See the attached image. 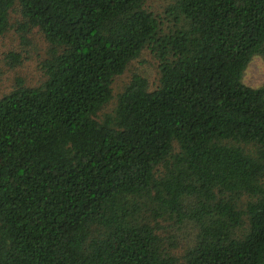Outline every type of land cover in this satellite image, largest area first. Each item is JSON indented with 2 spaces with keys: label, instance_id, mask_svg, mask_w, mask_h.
I'll use <instances>...</instances> for the list:
<instances>
[{
  "label": "trees",
  "instance_id": "1",
  "mask_svg": "<svg viewBox=\"0 0 264 264\" xmlns=\"http://www.w3.org/2000/svg\"><path fill=\"white\" fill-rule=\"evenodd\" d=\"M147 1L0 0L47 43L0 97V264H264V0Z\"/></svg>",
  "mask_w": 264,
  "mask_h": 264
},
{
  "label": "rangeland",
  "instance_id": "2",
  "mask_svg": "<svg viewBox=\"0 0 264 264\" xmlns=\"http://www.w3.org/2000/svg\"><path fill=\"white\" fill-rule=\"evenodd\" d=\"M170 2L171 0H148L146 5L149 9L162 15ZM19 16L18 11L13 10L11 20L15 22L19 19ZM28 39L29 43L22 45L21 38L15 29L0 35V97L12 89L17 77L24 78L28 85H36L43 80L40 62L46 53L47 43L37 30L30 33ZM12 51L23 55L22 63L16 67H10L7 63V56ZM158 72V61L149 50H144L138 59L131 62L126 73L115 80L113 84L115 93L123 89L125 83L130 80L134 73L144 75L151 82V86L154 87ZM243 81L253 87L264 85L263 56L253 57L245 70ZM177 251L181 253L182 249H177Z\"/></svg>",
  "mask_w": 264,
  "mask_h": 264
}]
</instances>
